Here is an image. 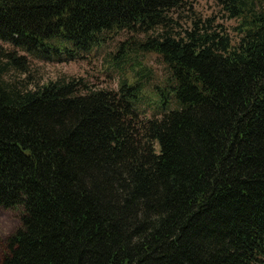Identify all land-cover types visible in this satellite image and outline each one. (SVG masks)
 <instances>
[{"label": "trees", "instance_id": "16d2710c", "mask_svg": "<svg viewBox=\"0 0 264 264\" xmlns=\"http://www.w3.org/2000/svg\"><path fill=\"white\" fill-rule=\"evenodd\" d=\"M217 2L237 40L210 17L176 30L189 0H0V40L35 57L160 28L114 58L154 52L167 71L151 89L144 67L115 91L27 88L0 46V208L21 212L0 264H264V0Z\"/></svg>", "mask_w": 264, "mask_h": 264}, {"label": "rangeland", "instance_id": "374dc122", "mask_svg": "<svg viewBox=\"0 0 264 264\" xmlns=\"http://www.w3.org/2000/svg\"><path fill=\"white\" fill-rule=\"evenodd\" d=\"M170 14L173 21L177 23L176 30L187 28L194 18L210 17L215 23L223 24L232 39L237 40L233 30L237 22L222 14L217 0H189L186 7L177 9ZM159 30L160 28H155L148 33L128 30L104 31L99 36L98 44L83 52L81 57L72 60L35 57L20 48H15L7 41L0 40V46L3 49H15L18 55H23L28 66L24 73L10 69L5 78L11 81L27 78V88H35L59 77H81L84 83L92 88L115 91L121 78L128 77L131 80L135 71L144 67L148 73L141 78V81L145 82L148 89H151V86L158 84L167 73L161 58L156 53L131 52L118 59L114 58V55L119 44L124 40L128 38L142 39L147 35L156 34ZM146 103L150 104V102ZM150 106L154 108L157 104L151 103ZM139 108L148 117L160 113L159 110L155 112L147 105H140ZM135 109L137 110L138 107L135 106ZM20 213V209L0 208V249L3 247L6 237L19 226Z\"/></svg>", "mask_w": 264, "mask_h": 264}]
</instances>
